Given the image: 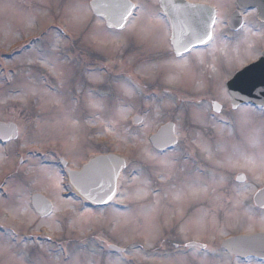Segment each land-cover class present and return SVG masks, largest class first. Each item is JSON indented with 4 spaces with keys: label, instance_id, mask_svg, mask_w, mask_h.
Returning <instances> with one entry per match:
<instances>
[{
    "label": "rangeland",
    "instance_id": "374dc122",
    "mask_svg": "<svg viewBox=\"0 0 264 264\" xmlns=\"http://www.w3.org/2000/svg\"><path fill=\"white\" fill-rule=\"evenodd\" d=\"M132 1L146 3L153 18L135 10L126 29L116 32L94 17L91 0H0V122L14 123L20 130L14 143L0 148V186L6 192L0 195V264H175L139 251L157 246L163 214V225L169 222L167 208L139 202L141 179L157 176L160 191L168 192L195 187L192 179L199 174L192 161L173 152H152L148 138L166 122L176 124L179 139L199 140L211 151L210 178L218 176L220 166L223 183L241 171L250 181L244 187L264 186V114L252 107L230 113L226 90L235 71L254 59L257 48H264V36L247 28L240 39H225L219 27L203 55L173 63H138L139 53L151 56L168 49L169 28L156 13L157 0ZM189 1L213 6L220 19L235 6V0ZM89 51L108 65L90 63L91 70H86L72 62L87 59ZM137 64L141 66L136 70ZM141 80L143 87H134ZM169 93L202 102L179 109ZM209 97L222 105L226 113L221 118L209 110ZM135 116L143 117L141 125L133 123ZM34 147L45 159L32 153L20 166L17 152L26 154ZM103 151L127 159L120 198L131 202L125 209L79 211L62 196L67 189L58 159L65 157L78 170ZM35 192L55 205L52 216L39 219L35 214L30 204ZM222 227L215 234L252 231L264 228V218ZM207 235L198 233L196 238ZM108 244L130 251L127 260L104 255L99 248Z\"/></svg>",
    "mask_w": 264,
    "mask_h": 264
},
{
    "label": "flooded vegetation",
    "instance_id": "af4514ba",
    "mask_svg": "<svg viewBox=\"0 0 264 264\" xmlns=\"http://www.w3.org/2000/svg\"><path fill=\"white\" fill-rule=\"evenodd\" d=\"M236 10L237 7L235 5L227 18L221 19L216 10L217 19L213 29L212 41L215 39L217 33L216 30L219 27V33L230 40L240 39L242 37V32L247 28H249L250 31L257 32L258 35L263 38L264 23L258 20L257 12L255 10L241 11L240 14L243 22L242 28L237 32L229 31L228 24L230 17ZM210 43L193 48L186 54L177 58L171 48L169 37L168 49H166V51H158L157 55L151 54V56L145 55L144 53L141 55L140 53V55H138V62L173 63L186 57H190V55L192 56L193 54L203 55ZM263 52L264 48H257L256 56L253 60L248 61L245 66L257 62ZM209 99H211L210 109H212L213 102L219 103V101H216L211 97H209ZM196 103L199 106L201 102L199 103L196 101ZM220 113H223V109H221ZM202 146L199 140L183 141L178 139L171 149L163 152L152 150L155 154L173 152L177 154L180 160H185L188 163L192 161V167L199 170V174L196 175L197 178L192 179L194 180L192 181V185L195 187L189 188L185 186V189H171L168 190V192L160 191L161 180L157 176L155 178L145 177L141 179V186L139 187L137 197L139 202H142L144 206L148 207L153 205L157 206L159 204L168 209L167 213L169 215V222L166 227L163 225V223L166 222L165 214H163L162 219L159 220V222H163V231L156 240V247L160 253L156 255L161 256L164 261L175 260V264H264V260H258L253 256H246V259H241L239 256L234 255L223 247V243L229 238L243 234L255 235L257 233H263L264 228L254 229L252 231H237L236 233L228 232L225 236H222L223 232H221V234H215L216 229L222 226L224 227L225 223L226 225H229V223H238L239 221L246 222L250 220H262V218H264V209L257 208L254 204L255 196L262 190V188H256L253 190L244 187L248 186L250 181L247 179L246 174L241 171L232 173L229 180L226 183H223L219 178L222 169L220 166H218V171H216L218 176L215 177L214 175L210 178V173L207 171V168L209 169L207 152L210 154L211 151L208 150L206 146ZM105 154L106 152H100L98 155ZM239 174H244L246 176V179H244L242 184L237 183V176ZM166 179L167 178L164 179L165 182ZM185 179H187L186 181H188V183L191 182V179ZM215 180H218V182ZM122 181L123 177L121 176L118 181L119 186L122 184ZM148 184H150V187L146 188ZM204 187L207 188V191L202 190ZM193 189L198 192L197 196H192L190 194V191ZM70 191L73 192L72 204L74 205V208L78 210L80 207L83 208L88 206L86 201L77 198V191L72 187H70ZM119 195L118 188L116 199L113 204L116 203ZM178 195L180 196L179 199L176 198ZM156 199H158V201ZM124 201H126L125 197H123V202L121 203L124 204ZM113 204H110L107 207ZM251 216H255L256 218L250 219ZM198 220H200L201 223H196ZM198 233H201L202 235L207 233L208 235L197 239L196 234ZM210 233H212V235ZM190 245L195 247H189Z\"/></svg>",
    "mask_w": 264,
    "mask_h": 264
},
{
    "label": "water",
    "instance_id": "95a60500",
    "mask_svg": "<svg viewBox=\"0 0 264 264\" xmlns=\"http://www.w3.org/2000/svg\"><path fill=\"white\" fill-rule=\"evenodd\" d=\"M125 2L130 1L93 0L90 6L93 14L98 18L104 19L108 28L121 30L124 27H119L118 21L121 20L123 9L116 7V5ZM185 4L183 1H161V7L167 14L173 29L172 44L175 52L179 54L185 50L184 45H187L188 49L202 45L196 37L203 35L205 28L212 34V21L215 20V12L213 9L202 5ZM172 5H176V7H172ZM237 5L240 10L256 9L258 11V18L264 21V0H237ZM204 9L207 11H202ZM238 15V13L234 14L232 17V22L235 23V26L232 27L234 30H238L240 27L241 18ZM227 87L232 96L233 109L248 103L264 106V57L258 63L238 72L234 79L227 84ZM214 109L220 112L218 105H214ZM134 122L140 124L142 119L135 117ZM17 136L18 130L15 124L0 123L1 140H15ZM174 141L173 124L162 127L151 138L153 146L157 149L169 148L173 145ZM123 168H125V161L123 159L109 155L92 160L82 171H68V174L72 185L83 197L92 203L104 205L114 198L117 180ZM243 180V176L238 178L239 182ZM255 201L259 207H264V189L259 192ZM32 205L35 211L42 217L51 213V203L42 195L33 196ZM224 247L241 257L251 254L264 258V234L235 237L228 240L224 244ZM112 249L118 251L115 247H112Z\"/></svg>",
    "mask_w": 264,
    "mask_h": 264
},
{
    "label": "snow or ice",
    "instance_id": "6c2138e0",
    "mask_svg": "<svg viewBox=\"0 0 264 264\" xmlns=\"http://www.w3.org/2000/svg\"><path fill=\"white\" fill-rule=\"evenodd\" d=\"M116 7L123 9V11L121 13V20L118 21V26L121 27V28H123L125 26V23L129 22L128 21V17L132 15V10L133 9H135L138 13L139 12H144L146 15L149 16L150 19L153 18L152 17V13L149 10V6L146 3H142V4H139V5H134V4L130 3V2H125V3H121V4L116 5ZM172 7H176V5H172ZM202 11H207V10L204 9ZM212 24L213 25L215 24V20L212 21ZM196 39H198L201 44H207L209 41H211L213 39V36H212V34L210 32L207 31V28H205L203 35H198L196 37ZM190 43H191V41H190ZM184 48H185V51H189L187 45H184ZM177 54L179 55V53H177ZM162 166L163 167H168V163L164 162L162 164ZM262 167H264V165H262ZM257 179H260V177H257ZM202 190L203 191H207V188L204 187ZM190 194L192 196H197L198 192L195 189H193V190L190 191ZM176 198L179 199L180 196L178 195ZM196 223H201V221L198 220V221H196ZM11 239H14V237H11ZM109 247H112V246H109ZM189 247H195V246L190 245ZM197 250H199V249H197ZM119 251L122 252L123 250H119Z\"/></svg>",
    "mask_w": 264,
    "mask_h": 264
}]
</instances>
